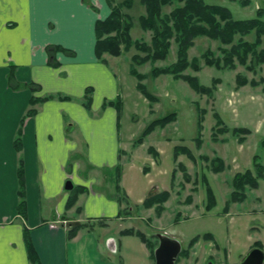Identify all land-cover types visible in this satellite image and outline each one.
<instances>
[{
	"label": "crops",
	"instance_id": "obj_1",
	"mask_svg": "<svg viewBox=\"0 0 264 264\" xmlns=\"http://www.w3.org/2000/svg\"><path fill=\"white\" fill-rule=\"evenodd\" d=\"M109 13L106 0H0V264H29L24 228L40 264H155L139 238L119 235L126 228L110 231L113 221L133 219L118 217L114 175L115 166H122L123 158L131 161L134 154L122 147L116 109L102 107L121 98L124 109L128 96L111 67L120 56L106 54L101 62L94 53V23ZM47 45L71 49L74 56L58 51L54 57L59 66L51 67ZM10 75L19 84L37 85V90L9 87ZM87 88L89 110L83 106ZM48 94L71 100L38 103L37 114L22 124L30 100ZM17 134L19 152L13 147ZM20 162L24 218L17 213ZM122 168L121 189L129 202L141 204L142 198H131L129 171ZM68 181L86 188L69 210ZM157 188L149 194L160 192ZM77 207L81 212L76 215ZM101 218L102 226L96 228ZM77 221H90L95 228L81 229L67 240V224Z\"/></svg>",
	"mask_w": 264,
	"mask_h": 264
},
{
	"label": "rangeland",
	"instance_id": "obj_2",
	"mask_svg": "<svg viewBox=\"0 0 264 264\" xmlns=\"http://www.w3.org/2000/svg\"><path fill=\"white\" fill-rule=\"evenodd\" d=\"M206 4H216L227 7L235 20H248L255 16L256 10L263 0H203ZM246 2V3H245ZM170 7H164L169 12ZM134 19L145 12L138 2L127 13ZM264 19V18H263ZM130 34L134 40L150 41L151 34L140 30L137 23ZM238 38V36H237ZM236 38V39H237ZM254 33L243 37L251 41ZM194 46L188 51L189 61L201 58L206 50L219 55L221 46L216 41L205 37L197 38ZM226 48V46L224 47ZM228 48V47H227ZM264 49V36L261 38L260 49ZM135 53L133 48L122 54L111 67L118 76V81L127 88L125 107L121 115L120 139L122 147L134 154L131 161L123 158L122 166L129 171L127 187L134 202L138 198L148 197L153 186L159 191L167 190L170 193L164 204L161 217H156L154 209L130 208L132 220L110 223V231L120 228H134L142 231L148 239L158 245L156 234H164L176 240L182 250L187 248L191 239L198 235L211 234L214 240L200 239L189 250L187 258H180L178 264H239L246 253L253 248L255 242L261 244L264 251V180H259V187L255 190L247 188L242 203H232L229 211L223 213L226 201L232 192L231 180L235 173H243L246 169L252 170V158L258 155V160L264 166V63L255 74L249 73L245 67L238 65L235 70H222L208 67L200 61L201 70L194 72L188 69L186 75H193L199 79L201 85L211 86L212 79L219 83L213 97L200 96L189 88L183 80H173L170 75H162L154 80L147 78L144 84L149 93L157 98L155 103H149L136 90L135 78L129 74L130 56ZM176 61L175 46L173 45L165 61H157L138 67L140 73H149L150 68L166 67ZM236 75L240 80L245 79L247 85L238 86ZM255 81V85L251 83ZM238 82H240L238 80ZM72 100L78 102V98ZM198 110L205 112L202 122L203 130L199 132L197 119ZM175 113L177 119L163 129L157 128L146 137L143 145L132 146L133 141L143 131L145 126L162 116ZM218 113L228 128L245 127L250 134L240 145L237 138L228 134L219 135L218 142L211 139L212 128ZM200 135L203 140L200 148L196 147L195 138ZM186 146L196 157L195 163L187 156L181 155L176 163L184 164L190 176L189 183L185 182L183 173L176 170L173 162V148ZM132 146V147H131ZM151 147L158 151V157L148 153ZM208 156L209 159L220 157L225 162L226 169L219 174H213L209 163L199 159V156ZM149 170L145 176L141 169ZM171 170H176L174 183L171 186ZM208 178V185L212 188L215 206L206 212V187L201 185V177ZM149 182L152 184L149 185ZM121 188V183H120ZM158 191V190H157ZM192 202L187 203L186 198ZM131 206L134 205L131 203ZM124 207V206H123ZM124 219L128 216L123 215ZM145 218V219H144ZM177 218V219H176Z\"/></svg>",
	"mask_w": 264,
	"mask_h": 264
},
{
	"label": "trees",
	"instance_id": "obj_3",
	"mask_svg": "<svg viewBox=\"0 0 264 264\" xmlns=\"http://www.w3.org/2000/svg\"><path fill=\"white\" fill-rule=\"evenodd\" d=\"M138 2L139 6L143 7L144 13L140 14L134 21L132 15L127 11L131 10L134 4ZM109 6L110 13L103 20H96L94 26V53L98 60L104 62V55H109L114 58H118L124 53L130 51L131 48L135 50V53L130 56L131 62L129 66V74L132 75L137 84L136 90L151 104L155 103V98L149 93L144 84V80L155 78L162 75H170L173 80H183L187 83L190 89L196 92L200 96L213 97L215 90L219 83L216 78L212 79L211 86L201 85L199 79L196 76H189L184 74L188 69H192L194 72L201 70L200 61L203 60L204 64L208 67H216L217 69H230L235 70L238 65L245 67V70L249 73L255 74L260 70V66L264 63V49H260L261 38L264 36V0L261 6L256 10L253 18L248 20H238L231 16V12L227 7H222L216 4H206L203 0H106ZM246 3V2H245ZM164 7H170L169 12L164 11ZM94 10L96 8L91 6ZM137 23L140 30L149 32L151 38L149 42L144 40H134L130 34L131 29ZM254 33V38L251 41H245L243 37ZM238 36V38H237ZM205 37L211 41L220 43L219 55H215L211 50H206L202 57L188 59V51L195 44L194 41L197 38ZM237 38V39H236ZM175 46L176 61L166 67H151L149 73H140L137 68L144 64L150 63L153 65L157 61H165L167 55L171 50L172 46ZM226 46V48H224ZM228 47V48H227ZM45 50L48 54L47 62L51 67H58L59 63L55 60V53L58 51L63 52L67 56H74V52L70 49H64L61 46L47 45ZM238 86L247 85L245 79L240 80L236 75ZM238 80L240 82H238ZM251 83L255 85V81L251 80ZM8 85L15 90L30 88L36 91L38 86L33 84H19L13 77L9 76ZM91 89L87 88L84 93L83 106L90 109L91 103ZM48 100L57 101H70L71 98L59 95V94H48L44 97H36L30 100L31 108L27 110L25 119L33 117L37 114L35 106L38 103L48 102ZM108 106H112L116 109L117 119H120L123 110V104L121 98H117L114 101H106L102 104L103 109ZM206 111L198 110L197 127L199 132L203 130L202 122L204 120V114ZM216 119L215 126L212 128L211 139L214 142H218V136L228 134L237 138L241 145L245 141V136L250 134V130L245 127H234L228 128L218 113L214 114ZM177 119L175 113H169L168 115L157 118L149 122L140 135L134 139L133 146L142 145L147 136L152 134L157 128L163 129L169 123L174 122ZM19 134V133H18ZM17 134V135H18ZM196 147L202 146L203 140L200 135L195 138ZM16 151L21 150L20 135L15 139L14 145ZM173 162L176 163L179 156L182 154L195 163L196 157L193 153L184 145L175 146L173 148ZM148 153L153 157H158V153L153 148H148ZM199 159L205 163H209L210 170L213 174H219L226 169L225 162L220 157H214L209 159L206 156H199ZM258 155L255 154L252 158V170L246 169L243 173H235L231 180L232 192L229 195V199L225 203V207L222 209L223 213H227L229 206L232 203H242L247 198L245 191L247 188L255 190L259 187L258 181L264 180V166L257 161ZM122 166L117 164L115 166V184L114 190L117 193L116 201L121 206L118 217L123 218V215L131 216L130 208L137 211V209L149 210L154 209L156 217H161L164 211V204L168 201L170 193L167 190L160 192H153L146 197L141 204L131 206L128 196L125 191L120 188ZM176 170H180L183 173L185 182L189 183L191 178L186 172L184 164L176 163ZM171 172V186L174 183L175 172ZM17 183L18 190L17 195L19 198L17 204V213L21 217L26 215V202H25V183H24V171L22 169V163H19L17 168ZM148 168L143 169V173L147 174ZM201 185L206 187V199L207 204L205 211L209 212L216 204V200L213 195L212 188L208 185V178L205 175L201 177ZM86 188L80 185L73 186L70 190V195L65 203L67 210L76 207V203L79 195L86 193ZM187 203H191V197L186 198ZM124 206V207H123ZM81 208L75 209V214H79ZM177 219V218H176ZM101 220L94 223L96 228H100ZM98 224V225H96ZM92 222H70L67 224V240H72L78 234L81 229H94ZM23 242L25 243L26 254L28 256L29 264H40L38 255L35 252L34 246L29 238L28 230L23 229ZM120 236H134L139 238L145 247L150 251V257L154 260V248L156 243L151 239H148L145 234L140 230H135L131 227L119 232ZM200 239L203 240H214L210 234L198 235L190 240L185 250L180 253L177 262L180 258H187L189 250L198 243ZM253 247H262L259 242H255Z\"/></svg>",
	"mask_w": 264,
	"mask_h": 264
},
{
	"label": "water",
	"instance_id": "obj_4",
	"mask_svg": "<svg viewBox=\"0 0 264 264\" xmlns=\"http://www.w3.org/2000/svg\"><path fill=\"white\" fill-rule=\"evenodd\" d=\"M72 188L73 184L68 181L65 189L70 191ZM155 236L158 239V245L154 248L155 264H176V259L182 252L180 244L164 234H156ZM239 264H264V251L260 247L251 248Z\"/></svg>",
	"mask_w": 264,
	"mask_h": 264
},
{
	"label": "flooded vegetation",
	"instance_id": "obj_5",
	"mask_svg": "<svg viewBox=\"0 0 264 264\" xmlns=\"http://www.w3.org/2000/svg\"><path fill=\"white\" fill-rule=\"evenodd\" d=\"M178 257H179V256H178ZM177 259H178V258H177ZM177 259H176V260H177ZM178 263H179V262L176 261V264H178Z\"/></svg>",
	"mask_w": 264,
	"mask_h": 264
}]
</instances>
